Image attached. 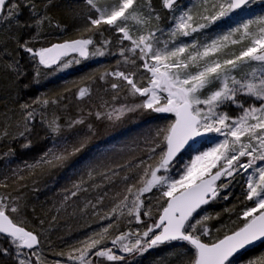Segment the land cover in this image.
<instances>
[{"label":"snow or ice","instance_id":"1","mask_svg":"<svg viewBox=\"0 0 264 264\" xmlns=\"http://www.w3.org/2000/svg\"><path fill=\"white\" fill-rule=\"evenodd\" d=\"M258 2L264 4V0H195L190 6L182 0H83L84 6L74 13L82 20L76 29L78 36L36 48L34 45L46 27L55 25L57 30H64L48 11L54 0H0V25L32 32L24 40L18 33L6 38L19 50L15 55L6 47L0 48V58L13 57L6 62V68L15 79L26 75L20 64L21 52L36 65L32 82L38 84L42 75L39 66L63 71L82 60L117 55L110 50L111 36H116L120 59L115 70L105 72L99 79L115 93L113 101L119 99L121 89L130 97L142 99L119 107L113 104L106 112L90 111L88 116L94 115L101 121H121L137 112L175 117L164 127L149 128L140 138L137 147L143 143L140 151L146 159L136 164L105 163L103 168L89 164L85 170L77 169L79 179L68 189L66 201L80 193L102 189L105 182L114 184L116 177L120 178L122 188L114 193L111 189L98 192L95 203L86 200L85 209L90 207L99 216V206L111 194L112 206L101 216L109 224L86 234L67 252H55L66 259L53 260L51 264H133L150 250L174 244L176 247L166 255L175 258V264H264V251L246 255L264 247V14L244 18ZM25 10L28 18L21 21L19 17ZM165 19L167 29L163 26ZM226 20L235 21L236 26L215 38L207 35V30L221 27ZM164 36L168 38L163 39ZM182 37L192 39L185 42ZM69 56L72 58L65 59ZM121 65L134 70H122ZM141 69L148 75L138 80ZM145 79L147 83L142 85ZM87 95V87L78 89L79 99ZM61 99L45 94L32 103L21 104L17 131L10 133L8 123L0 127V144L7 141V150L0 153V159L15 155L13 141L21 149L31 148V137L39 136L38 128L43 129L44 138H51L52 146L32 163H26L31 175L37 170L62 169L82 153L94 133L92 124H86L83 116L71 119L67 129L88 128L87 135H77L73 140L64 135L65 125L54 112L50 117L45 114ZM231 108L236 109V116L228 111ZM37 115L39 124L33 123ZM207 133H216L223 139L201 151L196 138ZM186 146L197 154L184 162L176 178L171 175L176 167L174 161ZM237 174L243 177L245 185L244 199L240 201L245 207L237 216L242 217L243 224L226 231L223 230L228 225L221 224L215 231H223V235L205 242L202 237L212 235L207 222L221 216L208 212L205 206L228 200L231 193L221 197V192L229 188ZM13 175L14 182L25 179L15 171ZM98 176L102 178L99 182ZM222 178L226 182L218 184ZM7 179L0 180V188L8 187ZM153 189L159 194L157 200L166 198V206L158 219L148 223L142 216L151 219L152 207L145 200L152 197L145 194ZM21 200L20 196L0 193V256L10 257L14 264H49L40 239L42 231L25 230L10 217L21 211ZM249 201L251 205L247 204ZM236 207L234 204L224 212L232 214ZM125 216L130 218L128 224H143V230L120 231L107 246L109 230ZM3 241H7V247ZM154 264L168 262L158 257Z\"/></svg>","mask_w":264,"mask_h":264},{"label":"trees","instance_id":"2","mask_svg":"<svg viewBox=\"0 0 264 264\" xmlns=\"http://www.w3.org/2000/svg\"><path fill=\"white\" fill-rule=\"evenodd\" d=\"M190 1L191 0H182V3L188 4L190 6L195 2ZM37 2L39 3L40 0H37ZM83 6V0H54L53 6H51L48 11L54 20L59 22L64 30H57L55 25H53L51 28L46 27L45 31L42 33L45 39H47L46 46H51L53 43L63 42L64 40L76 38L78 36L76 29L80 26L82 20L80 16H76L74 13L79 12ZM260 9L262 10L261 14H264V7ZM251 13L249 14L251 15ZM20 20L22 21V19ZM163 26L165 29L169 27L167 19L163 21ZM235 26V21L226 20L223 22L221 27L216 28L214 26V30H207V35L212 38L214 36L223 34L224 32L228 31L229 28ZM0 33L2 34V38H0V48L6 47L8 50L13 52V55H15V53L19 50L15 47V44L12 42V40H7L6 38L17 33L19 34L21 40L29 38V30L20 29L16 26H12L9 30L8 26L5 25L4 27L0 28ZM105 35L108 36L109 33H105ZM162 38L167 39L168 37L164 36ZM95 39L98 41L101 38L97 35ZM111 39L113 44L110 46V50L112 52H117V55H115L113 58L111 55H109L107 59L104 58L99 61L94 59L82 60L80 64H74L72 69L57 75L54 74L55 71H53V69H45L43 66H39L42 75L38 84L32 82L34 76V67L36 65L30 63L25 54L21 52L20 64L24 66L26 75L19 79H15L13 73L8 71L6 68V62L11 61L13 57L3 56L0 58V127H2L5 123H8L11 124L9 132H16V121L21 119L22 112L19 106L24 103H32V101L37 96L45 94L53 98H62L58 105L51 106L49 109L45 110V114L47 116L50 117L54 112L59 117L58 114H60L59 112L61 108L67 107L69 103L72 102L69 100L70 96H77L78 89L81 87H87L89 92L93 90L94 87L98 85L95 82L100 80L99 74L102 75V73L105 71L106 65L115 60V57H119L116 38L111 36ZM71 58L72 57L69 56L66 59ZM53 67H55V65ZM43 73H48V75H43ZM14 79L15 82H13ZM24 85H28V87H24ZM39 120L40 116L37 115V118L35 121H33V123L39 124ZM31 139L32 146L29 149H21L19 147V143L16 141L11 143L12 148L15 149V155L0 159V180H3L5 177H8L9 179L10 176L13 175L12 169L14 167H20L22 169L28 170L26 168V163H32L44 151H46L48 147L52 146L51 138H44V136H33ZM6 150L7 141H5L3 144H0V153H3ZM89 154L90 152L86 154L80 153L77 157L68 162L67 166L62 169L56 168L51 171L37 170L35 175H31L29 170L27 174L25 173V178L29 179H26L27 181L20 183V185L22 184V186L26 185L32 187V184H35L39 189L33 193L31 190H28V188L31 187H27V193H29L27 197L29 199L26 209L28 213H31V225H28V227L24 228L33 232L42 231L43 234L40 237L43 242L42 246L49 244L53 245L54 249L56 247L58 250L57 252H67L70 248V246H68L69 243L74 242V240L82 239L86 234L94 231L92 230L94 226H92L93 220L91 213L83 214L81 213L82 208H77L73 210L72 214L68 213L67 215H63L60 214L58 209L59 205H54L56 200L55 195L58 193L59 187L65 181H68L69 178L75 174L74 172H76L77 169L81 170ZM186 154H184L180 159H183ZM240 187H243V185L236 186L234 181L231 186H229L226 193H221V197L231 193L229 200L235 202L238 193L241 192L239 190ZM226 201L227 200L220 199L219 202L213 203L205 209L208 211L216 207V210L220 211L222 208H224V203ZM165 206L166 203L164 207ZM162 210L163 208L161 209L159 215L162 213ZM159 215L155 219H158ZM40 221H43L42 226ZM116 226L117 225L114 224V227L109 230V234L114 231ZM78 227L81 228V231H77L76 235L78 233L79 234L75 236L74 231ZM202 239L207 242L216 238L213 239L211 235V237H202ZM3 243L5 247L8 246L7 241H3ZM106 244L109 247L111 246V243L108 241ZM175 247L176 245L174 244L153 249L143 256L142 260H140V264H144L145 261H150L153 258L152 256L159 251L164 253L165 251H171ZM263 249L264 247L254 249L251 252L246 253V255H256ZM64 259H66V257L55 255L51 257L49 264H51V261L53 260L63 261ZM0 264H14V262L11 260V258L7 259L3 256H0Z\"/></svg>","mask_w":264,"mask_h":264},{"label":"rangeland","instance_id":"3","mask_svg":"<svg viewBox=\"0 0 264 264\" xmlns=\"http://www.w3.org/2000/svg\"><path fill=\"white\" fill-rule=\"evenodd\" d=\"M195 0H191L190 2H194ZM189 2V3H190ZM264 7V4L257 3L253 5V11L250 14L246 15L244 18L248 19L251 18L253 15H260L262 10L260 8ZM254 13V14H253ZM28 18V12L27 10L24 11V14L19 17V19H22V21L26 20ZM5 25H0V28L4 27ZM28 30V29H26ZM32 34L31 30H29V36ZM28 36V37H29ZM116 38V36H114ZM216 36L212 37L215 38ZM0 38H2V34L0 33ZM98 39V38H97ZM182 39L185 42H190L191 37H182ZM99 42V40L97 41ZM128 42L125 41V44ZM47 45V39L43 35H41V38L39 41H37L34 45V47H41ZM109 55H105L103 57H95L92 58L94 60H102L104 58L107 59ZM112 58L115 55H111ZM120 59V57H115V60L111 61L108 65H106L105 71L102 73V75L105 72H111L115 70L116 68V61ZM74 67V66H72ZM72 67L63 70V71H55L54 74H62L63 72H66ZM122 70L128 71V70H134L131 66L125 67L121 65ZM99 74V76H102ZM147 73H144L141 69L140 72L137 74L136 79L139 80L140 76H147ZM109 81L112 80V77H107ZM98 85L94 87L93 90L90 91V95H87L83 100L79 99L77 96L72 95L70 96L69 100L72 101L69 103V105L65 108H61L59 115V120L62 125H65V131L64 135L68 136L69 138L75 140L77 138V135L84 136L88 134V128L86 126H78L75 129H67V123L73 119V118H79L81 116L86 118V124L91 123L94 128V133L91 134L90 139L88 141L87 147L84 149L82 153H88L90 152L89 156L86 158V162L83 164V167L81 170H85L86 166L89 164H100L101 168H103L104 164L107 163L109 165L112 164H125L131 161L132 164H136L139 162L140 159H146L143 152L140 151V148H143V143H139V148L137 147L138 141H140V138L145 134L149 128L155 129L157 126L164 127L171 121L175 119V117L172 114H140V113H131L128 117L121 121H108V120H96L95 116H88V113L91 111L95 113L96 111H108L110 110L111 106L114 104L116 107H119L121 104L125 103H132V102H138L139 97L133 98L127 95V92L125 89H121L119 92V99L116 101L112 100V96L115 94L113 90L110 87H107L105 82L102 80H99L97 82ZM143 84L147 83V80H143ZM107 102V103H105ZM203 107V106H202ZM231 115L236 116L237 112L235 108H231L228 110ZM39 132V136H44L43 129H37ZM35 136V135H34ZM223 137L219 136L216 133H207L202 141H200L197 145V147L201 150H207L209 147L212 146L213 143H217L220 140H222ZM195 153L192 149L189 150V152L186 154V156L183 159H180L177 161L176 167L172 169L171 175L178 178V171L182 170L183 164L185 161H189L190 158L194 157ZM246 158H242V160H245ZM154 164L155 161H152ZM264 163V162H262ZM20 168V167H19ZM14 167L12 169V172H16L20 175H24L25 173H28V170L22 169V168ZM122 171V170H121ZM137 173L139 172V169L135 170ZM215 171V170H213ZM251 171V170H250ZM75 174L69 178L68 181H65L60 187L58 193L55 195V202L54 205H59L58 209L60 211V214L67 215L72 214L73 210L77 208H82L81 213H91L92 220L94 226L92 230H99L102 227H106L109 224L108 220L101 219V216L103 215L104 211H107L113 203L112 196L110 194L109 197L105 198L103 205L99 206L100 215L98 216L96 214V210H93L92 208L85 209V203L87 199H92L93 203H95V198L97 196L98 192H102L105 190H112V193L116 191H121L122 185L120 183V178H115L114 184H108L105 182L104 187L102 189L97 190H90L88 193H80L78 197H73L69 200H65L64 197L67 195L68 189L72 187V183L75 180L79 179V176L77 175V171L74 172ZM72 175V174H71ZM29 178H25L22 181L14 182L15 177L14 175H11L9 179H7V188H0V193H11L12 196H20L22 197L21 200V211L19 213L10 214V217L13 219V221L21 227H28V225H31V216L30 212L28 213L26 209V205L28 204V195L27 193V187L31 186H22L20 183L26 182ZM102 178L97 177V181L99 182ZM235 181L236 186L243 185V187H240V191L238 193L237 198L239 197V200L236 198L235 202H232L229 197V199L224 203V208H222L220 211L216 210V207L208 210L210 213H221V216L219 219H213L207 222L208 226L212 229V237L213 239L217 236H222L223 231L231 230V229H237L243 224L242 217L240 219H237V216L242 212L245 205L243 203H240L244 199L243 196V189L245 187L243 177L237 174L236 179L232 181V183ZM221 182H226L222 179ZM220 182V183H221ZM140 186L139 184L137 185ZM231 186V185H230ZM39 189L35 184H32L31 188H28V190H31L33 193H35ZM26 191V192H25ZM228 191V189H225L222 192ZM221 192V193H222ZM26 193V194H25ZM159 194L157 193L156 189H153L151 193H146L145 197H152L150 200H145L146 205H150L152 207V216L151 219L149 217H143L142 220L151 223V220H155L159 213L161 212V209L164 207L166 203V198H161L159 200L156 199V197ZM252 202H247L248 205H251ZM237 205L235 211L232 214H229L227 212H224L225 208H231L233 205ZM209 207V206H208ZM130 219L129 217H121L119 224L116 226L113 232L109 234L108 242H110L111 237L118 235L120 231H128L130 229H140L141 231L144 228L143 224H128L127 221ZM82 223V222H81ZM227 224L228 228L221 231L220 233H217L215 229L217 227H220L221 224ZM84 230V229H83ZM77 231H81V228H77L74 231V235H76ZM90 233V232H89ZM88 233V234H89ZM77 240H74V242L69 243L68 246H72L76 244ZM210 242V241H207ZM3 243V242H2ZM4 244V243H3ZM187 247V246H184ZM44 254L48 260V262L51 260V257L55 256V252L58 250L53 248V245H44ZM151 251V250H150ZM149 251V252H150ZM264 251V249L262 250ZM148 252V253H149ZM169 251H165L164 253L159 251L155 255H153L152 259L150 261H145L144 264H154V262L157 261L158 257H163L168 264H175V258H170L166 255ZM146 254V253H145ZM145 254L143 256H145ZM143 256L139 257V259L135 260L133 264H140V260H142ZM10 258V257H9ZM7 258V259H9ZM151 258V257H150ZM97 260H100L98 258ZM147 262V263H146ZM101 264H109L107 261H101Z\"/></svg>","mask_w":264,"mask_h":264},{"label":"water","instance_id":"4","mask_svg":"<svg viewBox=\"0 0 264 264\" xmlns=\"http://www.w3.org/2000/svg\"><path fill=\"white\" fill-rule=\"evenodd\" d=\"M50 47V46H49ZM67 58V57H66ZM65 58V59H66ZM205 137V136H204ZM204 137H197L196 138V140L198 141V142H200V141H202L203 139H204ZM190 144L192 143L191 141L189 142ZM191 148H189L188 146H186L185 147V149L184 150H182L178 155H177V157H176V160L174 161V163H176L184 154H186L189 150H190ZM223 179V178H222ZM222 181V180H221ZM221 181H218L217 183L219 184ZM211 205V204H210ZM210 205H207V206H205V208H207L208 206H210ZM25 230H27V229H25ZM29 231V230H28Z\"/></svg>","mask_w":264,"mask_h":264}]
</instances>
